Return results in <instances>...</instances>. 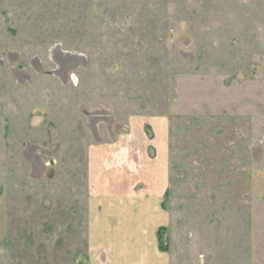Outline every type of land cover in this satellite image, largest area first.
<instances>
[{
	"label": "rangeland",
	"instance_id": "obj_1",
	"mask_svg": "<svg viewBox=\"0 0 264 264\" xmlns=\"http://www.w3.org/2000/svg\"><path fill=\"white\" fill-rule=\"evenodd\" d=\"M96 184L264 264V0H0V264H84Z\"/></svg>",
	"mask_w": 264,
	"mask_h": 264
},
{
	"label": "crops",
	"instance_id": "obj_2",
	"mask_svg": "<svg viewBox=\"0 0 264 264\" xmlns=\"http://www.w3.org/2000/svg\"><path fill=\"white\" fill-rule=\"evenodd\" d=\"M105 185L96 184L91 189L94 192L86 196L85 235L80 248L84 264H175L171 233L169 250L162 252L158 248L157 231L170 221L162 207L163 194H139L144 197L138 199L134 190L123 194L121 185L111 189ZM79 210L78 207L68 217L72 223Z\"/></svg>",
	"mask_w": 264,
	"mask_h": 264
},
{
	"label": "trees",
	"instance_id": "obj_3",
	"mask_svg": "<svg viewBox=\"0 0 264 264\" xmlns=\"http://www.w3.org/2000/svg\"><path fill=\"white\" fill-rule=\"evenodd\" d=\"M166 228L161 227L157 231V241H158V248L162 252H166L168 250V239Z\"/></svg>",
	"mask_w": 264,
	"mask_h": 264
}]
</instances>
